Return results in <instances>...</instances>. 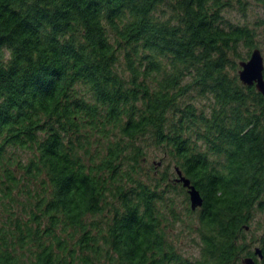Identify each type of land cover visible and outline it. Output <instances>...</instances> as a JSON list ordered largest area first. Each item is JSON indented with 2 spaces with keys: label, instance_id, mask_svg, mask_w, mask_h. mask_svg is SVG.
<instances>
[{
  "label": "trees",
  "instance_id": "1",
  "mask_svg": "<svg viewBox=\"0 0 264 264\" xmlns=\"http://www.w3.org/2000/svg\"><path fill=\"white\" fill-rule=\"evenodd\" d=\"M234 2L0 0V264H264V97L238 79L257 45ZM179 192L196 258L168 239Z\"/></svg>",
  "mask_w": 264,
  "mask_h": 264
},
{
  "label": "rangeland",
  "instance_id": "2",
  "mask_svg": "<svg viewBox=\"0 0 264 264\" xmlns=\"http://www.w3.org/2000/svg\"><path fill=\"white\" fill-rule=\"evenodd\" d=\"M222 14L226 20L233 24L248 25L255 28L256 36L254 39L257 45L256 47L260 49L264 62V25L260 23L262 18H264V12L261 2H259V0H242L241 4L234 2L231 7L225 8L222 11ZM240 53L244 59H248L249 55L246 53L245 48L241 47ZM192 101H194L197 106L208 109L207 105L209 100L206 97L201 98L200 96H196V94H194ZM156 153L157 152L155 151L149 152L147 157L148 163H154V161L160 160V155ZM167 162L168 160L162 162L160 170L166 166ZM170 170L173 172L172 165L170 166ZM178 191H180L179 188ZM184 195L185 194L182 192L175 193L174 195V198L176 199V209L179 213L183 211L185 206V204L182 203ZM181 217H183V220L176 223V227L168 234V239L171 240L176 250L182 255L189 258H196L199 254V239L195 231L196 221L194 220L190 222L188 218L185 219L183 212L181 213ZM256 221L260 223L259 226ZM263 226L264 215L262 212H256L247 234V238L251 240V249H254L255 246H258L259 239L263 234Z\"/></svg>",
  "mask_w": 264,
  "mask_h": 264
},
{
  "label": "water",
  "instance_id": "3",
  "mask_svg": "<svg viewBox=\"0 0 264 264\" xmlns=\"http://www.w3.org/2000/svg\"><path fill=\"white\" fill-rule=\"evenodd\" d=\"M238 65V79L244 85H254L255 89L264 97V62L260 49L258 47L253 48L248 59L239 61ZM174 170L176 172L175 180L187 190L190 208L196 210L201 207L203 198L199 190L190 183V180L183 175L178 167H175ZM254 255L257 259L262 258V252L258 246L254 247ZM241 264H255V259L252 256L244 257Z\"/></svg>",
  "mask_w": 264,
  "mask_h": 264
}]
</instances>
